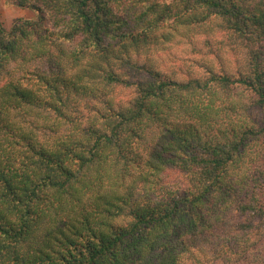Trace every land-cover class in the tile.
I'll use <instances>...</instances> for the list:
<instances>
[{
  "label": "trees",
  "instance_id": "obj_1",
  "mask_svg": "<svg viewBox=\"0 0 264 264\" xmlns=\"http://www.w3.org/2000/svg\"><path fill=\"white\" fill-rule=\"evenodd\" d=\"M11 1L0 264H264V0Z\"/></svg>",
  "mask_w": 264,
  "mask_h": 264
},
{
  "label": "rangeland",
  "instance_id": "obj_2",
  "mask_svg": "<svg viewBox=\"0 0 264 264\" xmlns=\"http://www.w3.org/2000/svg\"><path fill=\"white\" fill-rule=\"evenodd\" d=\"M0 18L4 26L11 30L19 19H37L38 13L29 8L16 5L11 0H0ZM200 38V37H199ZM24 47H28L27 44ZM152 54L158 61V65L168 71L176 70L179 73L189 74L200 72L203 68L194 63V57L198 54L191 44L182 41L179 44L170 42L166 48L155 47ZM183 174L180 171H172L165 177L171 184L181 182Z\"/></svg>",
  "mask_w": 264,
  "mask_h": 264
}]
</instances>
